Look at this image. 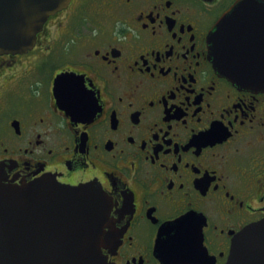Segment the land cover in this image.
<instances>
[{
    "label": "flooded vegetation",
    "instance_id": "af4514ba",
    "mask_svg": "<svg viewBox=\"0 0 264 264\" xmlns=\"http://www.w3.org/2000/svg\"><path fill=\"white\" fill-rule=\"evenodd\" d=\"M236 1L69 0L33 48L0 55V180L100 184L107 264H223L264 218V90L210 47L237 46L236 61L263 47L264 17L209 40ZM61 74L91 95L56 91Z\"/></svg>",
    "mask_w": 264,
    "mask_h": 264
},
{
    "label": "water",
    "instance_id": "95a60500",
    "mask_svg": "<svg viewBox=\"0 0 264 264\" xmlns=\"http://www.w3.org/2000/svg\"><path fill=\"white\" fill-rule=\"evenodd\" d=\"M68 2L0 0V54L32 48L48 17ZM245 11L264 17V0H237L211 29L210 41L224 43L226 20ZM236 47L211 46L216 67L242 86L264 90V46L248 48L237 61L227 53ZM66 76L57 77L56 91ZM110 207V198L93 182L0 181V264H107L101 246ZM223 264H264V218L234 237Z\"/></svg>",
    "mask_w": 264,
    "mask_h": 264
},
{
    "label": "snow or ice",
    "instance_id": "6c2138e0",
    "mask_svg": "<svg viewBox=\"0 0 264 264\" xmlns=\"http://www.w3.org/2000/svg\"><path fill=\"white\" fill-rule=\"evenodd\" d=\"M62 79L67 82L66 86L68 87L69 90L80 89L86 95H88V96L91 95V93H88L87 89L84 88L81 78H77V77H74L73 75L69 74L66 77H63ZM77 81H79V83H77Z\"/></svg>",
    "mask_w": 264,
    "mask_h": 264
}]
</instances>
